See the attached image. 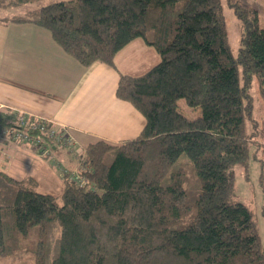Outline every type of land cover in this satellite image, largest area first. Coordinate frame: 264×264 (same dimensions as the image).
<instances>
[{"label": "trees", "instance_id": "1", "mask_svg": "<svg viewBox=\"0 0 264 264\" xmlns=\"http://www.w3.org/2000/svg\"><path fill=\"white\" fill-rule=\"evenodd\" d=\"M38 1L0 0V10ZM224 2L67 0L4 18L49 30L85 67L115 66L138 38L160 61L140 75L121 74L117 97L146 124L121 145L86 147L76 171L85 186L68 171L60 193L44 192L38 178L0 170V256L36 235L34 264H264L253 213L234 201L235 166L264 152L251 94L256 77L264 104V28L251 5L226 0L240 21L234 54ZM182 98L201 115L184 116ZM28 133L59 148L60 138Z\"/></svg>", "mask_w": 264, "mask_h": 264}, {"label": "crops", "instance_id": "2", "mask_svg": "<svg viewBox=\"0 0 264 264\" xmlns=\"http://www.w3.org/2000/svg\"><path fill=\"white\" fill-rule=\"evenodd\" d=\"M38 7L29 6L24 13ZM7 11L0 12V118L23 114L49 121L61 137L59 148L49 156L58 163L56 173L53 165L39 163L36 150L5 137H0V170L53 184L63 180L61 169H79L80 161L73 155H81L90 144L104 141L116 146L140 135L144 115L119 99L116 91L121 74H127L121 65L132 61L139 62L138 68L150 66L143 62L158 58L153 47L138 38L120 51L115 66L96 62L85 67L55 42L49 30L32 23H7L4 18L17 15Z\"/></svg>", "mask_w": 264, "mask_h": 264}, {"label": "rangeland", "instance_id": "3", "mask_svg": "<svg viewBox=\"0 0 264 264\" xmlns=\"http://www.w3.org/2000/svg\"><path fill=\"white\" fill-rule=\"evenodd\" d=\"M58 1H67V0H41L35 2L34 4L32 3L17 8L16 7L9 8V11H7L6 13L10 12L17 15H22L24 14V10L29 6L32 7H36L38 5L45 6L50 3H54ZM243 1H245L247 4L251 5L253 8H255L258 11L260 18V26L264 28V0H243ZM224 4H225L224 14L227 21L229 43L234 54H237L238 49L240 47V21L234 15L233 10L227 6L226 0ZM0 12H2V10ZM138 40L139 42H142V44H145L142 38H139ZM146 61H144L143 63L145 64V66H147L150 63V66H147L148 68L147 67L138 68L139 62L134 63L131 61L130 65L122 64L121 65L122 70H124L123 71L124 73H127L129 75H140L146 72L154 65H156L160 61V57L158 55V58L153 57L146 59ZM251 94L253 96L254 106H255L254 116L264 127V104L256 77H255V81L253 82V88L251 89ZM178 105L180 112L189 119L196 118L201 115L200 107L189 106L186 100L183 98L178 101ZM0 137L3 138L4 136L0 134ZM54 141L56 142L55 139ZM262 143L264 145V138L262 140ZM49 147H50V151L54 152L53 154H55L54 149H52L51 146ZM256 153L257 155H255L254 153L251 155V158L249 159L246 167H244L243 165H237L234 168L236 175V192H235L234 201L243 203L252 211L254 223L260 235L261 242L264 245V216H263L264 200H263L262 186L260 184V179H259L262 170L260 159L261 158L264 159V152L262 149L259 150L257 149ZM38 154L39 157L37 158L39 160V163L41 162L42 166H44L43 164L53 165V170L55 171V173L59 170L58 163H54L53 156L49 158V156L43 157V155H41L39 152ZM79 156L80 155L78 153L73 155V158L76 159L75 162L77 163L78 160L80 161L81 159V157L79 158ZM36 169L38 171H41L40 168L38 167ZM60 172L61 175H63L64 169H61ZM60 182L62 184V181L57 182V180H55L53 184H48L45 182H43L42 184L39 183V190L44 192L50 191L51 193H55V194L60 193L62 190L61 187L62 185L60 184ZM38 241L39 239H37L36 235H33L32 240L30 241L24 239L21 248L16 252V254L12 256H0V264H34L35 259L32 256V254L29 252V246H32L35 242Z\"/></svg>", "mask_w": 264, "mask_h": 264}, {"label": "built area", "instance_id": "4", "mask_svg": "<svg viewBox=\"0 0 264 264\" xmlns=\"http://www.w3.org/2000/svg\"><path fill=\"white\" fill-rule=\"evenodd\" d=\"M0 120L9 123L3 130H0V134L5 138H11V140L30 146L31 148L37 147L43 156H50L51 151L49 145L42 138H36L29 134L28 131L38 130L50 137L60 138L59 129L56 125L52 123L50 127L47 126L49 121L37 119L31 122V119L23 114L16 116L15 120L9 119L7 116H2ZM12 121L14 124H12ZM71 177L73 180L78 181L79 185H86V180L76 172L71 173Z\"/></svg>", "mask_w": 264, "mask_h": 264}]
</instances>
